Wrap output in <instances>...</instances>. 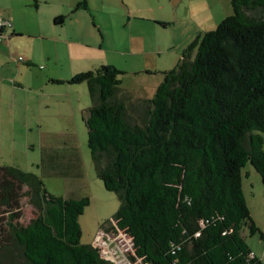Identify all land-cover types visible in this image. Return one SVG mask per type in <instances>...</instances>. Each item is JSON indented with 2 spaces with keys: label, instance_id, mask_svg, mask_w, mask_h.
Returning <instances> with one entry per match:
<instances>
[{
  "label": "trees",
  "instance_id": "trees-1",
  "mask_svg": "<svg viewBox=\"0 0 264 264\" xmlns=\"http://www.w3.org/2000/svg\"><path fill=\"white\" fill-rule=\"evenodd\" d=\"M231 5L233 13L197 33L161 72L153 96L136 105L129 107L122 72L110 64L52 79L87 84L90 156L119 199L115 224L144 264H263L242 236L243 227L258 230L242 167L251 164L264 186V0ZM41 149L37 167L48 174L82 175L75 144ZM24 197L35 211L27 224L18 221ZM89 202L49 193L36 173L0 165V264L106 263L98 247L80 242L79 215Z\"/></svg>",
  "mask_w": 264,
  "mask_h": 264
},
{
  "label": "rangeland",
  "instance_id": "rangeland-1",
  "mask_svg": "<svg viewBox=\"0 0 264 264\" xmlns=\"http://www.w3.org/2000/svg\"><path fill=\"white\" fill-rule=\"evenodd\" d=\"M9 1L11 0H0V8L6 7ZM59 1L41 4L39 10H36L32 0L30 9L45 15L51 29L59 25L53 24V17L48 14L49 8H53ZM87 6L90 12L70 8V13L64 19L67 27L79 23L82 30L94 39L96 54L100 52L103 56V59H99L101 63L113 65L122 72L118 75L120 86L128 90L130 95L146 98L154 94L163 79L161 72L175 65L183 49L197 33L215 29L222 19L233 13L231 0H89ZM22 17L18 12L17 19L20 21ZM69 17L71 20H68ZM135 25H140L141 33L146 36H140L144 39L138 42L142 54L131 57L128 53L129 43L126 41ZM99 26L101 29L98 30ZM100 30L103 31L104 38ZM114 36L116 39L124 37L125 41L114 43L111 41ZM16 37L17 40L11 42V53L25 56L26 52H30L39 56L38 59H45L47 53L48 56L55 55L52 42L42 41L34 36ZM155 41L162 44L163 49L158 46L155 52ZM144 50L149 52L144 53ZM165 51L169 54L167 59H163ZM45 62H39L38 66L41 68L32 66L31 69L23 70L18 79L9 77V80L12 78L19 82L27 75H31L29 78L34 80L33 74L45 71L49 66ZM57 62L55 66L48 67L51 76H56L57 79L67 80L88 68L70 66L66 59ZM7 63L12 65L13 73L17 71L15 64L9 59ZM99 64L96 63V68ZM74 69L80 70L76 72ZM43 91L48 93V98L41 104L35 98L26 97L21 91L13 96L12 90H9L3 98L0 105V165H11L22 171L36 173L49 193L67 198L89 197V204L79 215L81 243L94 244L98 232L103 229L106 235H118L121 240L127 238L115 225L114 214L119 207L117 194L104 188L87 146V127L83 115L85 108L92 104L87 84L46 82ZM60 109L65 114L63 117H59ZM131 117L135 115L131 114ZM262 138L264 148V133ZM62 140L77 146L82 165V175L79 177L50 175L37 167L42 146ZM242 189L250 216L258 227L253 234H250L247 227H243L242 236L252 253L264 264V186L260 174L249 163L242 167ZM21 203L18 221L27 224L35 211L27 197L22 198ZM128 245L131 247L130 242ZM6 261L8 260H3Z\"/></svg>",
  "mask_w": 264,
  "mask_h": 264
},
{
  "label": "crops",
  "instance_id": "crops-1",
  "mask_svg": "<svg viewBox=\"0 0 264 264\" xmlns=\"http://www.w3.org/2000/svg\"><path fill=\"white\" fill-rule=\"evenodd\" d=\"M31 1L32 0H11L6 7L0 8L2 10V14L0 15L9 19L11 23L9 26H6L2 29V36H0V105L2 104L3 98L9 92V90H12L13 96L16 95L17 92L21 91L26 97L35 98L38 104L43 103L42 101L48 98V93L43 91L45 83L53 82L52 79H57L55 78L56 76H51L52 74L50 73V69H48V67H53V65L55 66L58 63L57 61H59L60 59H66L69 62V65L73 67H88L87 70L95 69L96 63H101V60L99 59H103V56L100 52L96 54L94 39L91 35L82 30L79 23L67 27L64 20L62 23H55L53 20V24H58L59 26L52 27L50 29L47 24L45 15L42 16L39 12L35 13L31 11ZM50 1L53 0H33V4L35 6V9L39 10L41 4H49ZM78 1L79 0H60L59 3L55 4L53 8H49L48 14H50L53 19L54 17L59 15L67 16L70 13V8H72L73 10ZM63 2H65V4H62ZM87 3L89 4V0H87ZM77 9L88 10V12H90V8H88V6L87 8ZM72 10L71 13H73ZM18 12L23 15L20 21L19 19H17ZM68 20H71V17H69ZM99 29H101L100 26L98 27V30ZM132 29L133 30H131V33L129 34L126 41L129 43L128 53L131 57L137 54H142V51H140L142 49H140L138 42L144 39L140 36H146L141 33L142 27L140 25H135ZM100 32L102 33V37L104 38L103 31L100 30ZM16 35H26L28 37L34 36L42 41L52 42L53 52L55 54L54 57L48 56L47 53L45 54V59H38L39 56L37 57L30 52H26L25 56L11 53L13 51L11 48V42L13 43L17 40ZM118 39H116L115 36L111 37V41H114V43L116 41H125L124 37H119ZM154 44L155 52L156 47L158 46L159 48L163 49V45L158 43L157 41H155ZM116 45L117 44H115V47ZM90 47L93 49H89ZM120 52L123 53L124 51ZM143 52L147 53L149 52V50H144ZM19 55L22 56L23 60H12L11 57H17ZM168 57L169 54L167 53V51H165L163 59H167ZM8 59L10 62L15 64L17 69L16 72L13 73L12 65L7 63ZM43 60L46 61V65L49 66H46L47 68L45 71H39L38 73L33 74L35 75L34 80H31L32 78H29L31 75H27L28 77L24 76L21 81L19 80V82H17L16 80H12V78L14 79V77L15 79H18V77L22 75L23 70L31 69L32 66H38L39 62ZM101 64L105 63L102 62ZM101 64H99V66ZM38 67L41 68L40 65ZM78 70L80 69H74V71L76 72ZM137 72H140V70H137ZM9 77L12 78L9 80ZM4 86H6L5 88H7L6 91L4 89ZM123 90L130 95L128 90L124 88ZM131 95L129 96L130 99L128 101V105L132 106L136 105L135 102L137 101V99L146 98L140 96L135 97ZM37 106L39 108V105ZM34 109L35 106L33 107V110ZM64 115L65 114L63 110L60 109L59 117H63Z\"/></svg>",
  "mask_w": 264,
  "mask_h": 264
},
{
  "label": "built area",
  "instance_id": "built-area-1",
  "mask_svg": "<svg viewBox=\"0 0 264 264\" xmlns=\"http://www.w3.org/2000/svg\"><path fill=\"white\" fill-rule=\"evenodd\" d=\"M11 23L9 19L0 15V36L4 27L9 26ZM12 60H23L22 56L11 57ZM116 225V224H115ZM127 238L119 239L118 235H106L105 229L100 230L96 237V242L93 244L100 250L101 257L107 262L104 264H144L140 258L136 256L131 236L128 232L119 229ZM117 232V231H115ZM130 242L131 247L128 245ZM126 247V250L124 247ZM132 254V255H131Z\"/></svg>",
  "mask_w": 264,
  "mask_h": 264
}]
</instances>
